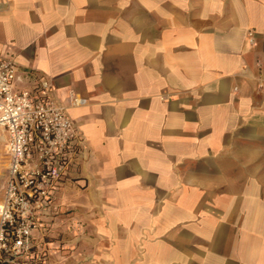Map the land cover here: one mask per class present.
Returning <instances> with one entry per match:
<instances>
[{
  "label": "crops",
  "instance_id": "obj_1",
  "mask_svg": "<svg viewBox=\"0 0 264 264\" xmlns=\"http://www.w3.org/2000/svg\"><path fill=\"white\" fill-rule=\"evenodd\" d=\"M0 52L81 138L49 264H264V0H0Z\"/></svg>",
  "mask_w": 264,
  "mask_h": 264
},
{
  "label": "built area",
  "instance_id": "obj_2",
  "mask_svg": "<svg viewBox=\"0 0 264 264\" xmlns=\"http://www.w3.org/2000/svg\"><path fill=\"white\" fill-rule=\"evenodd\" d=\"M29 74L0 52V130L6 155L0 264H49L43 218L82 153L80 135L66 107L52 95L51 82L31 75L29 86L19 85Z\"/></svg>",
  "mask_w": 264,
  "mask_h": 264
},
{
  "label": "rangeland",
  "instance_id": "obj_3",
  "mask_svg": "<svg viewBox=\"0 0 264 264\" xmlns=\"http://www.w3.org/2000/svg\"><path fill=\"white\" fill-rule=\"evenodd\" d=\"M5 163H6V155H5L4 141L0 140V200L2 198V193H3V184L5 178ZM43 227H45V225ZM44 240L45 241L47 240V236L45 234H44Z\"/></svg>",
  "mask_w": 264,
  "mask_h": 264
},
{
  "label": "bare ground",
  "instance_id": "obj_4",
  "mask_svg": "<svg viewBox=\"0 0 264 264\" xmlns=\"http://www.w3.org/2000/svg\"><path fill=\"white\" fill-rule=\"evenodd\" d=\"M4 139V135H2V140ZM5 165H6V163H5Z\"/></svg>",
  "mask_w": 264,
  "mask_h": 264
}]
</instances>
